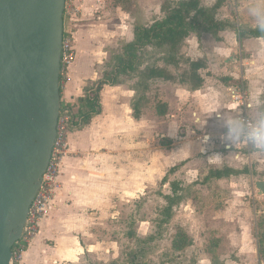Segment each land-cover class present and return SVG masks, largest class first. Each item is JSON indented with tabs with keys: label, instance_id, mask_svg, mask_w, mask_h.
Listing matches in <instances>:
<instances>
[{
	"label": "rangeland",
	"instance_id": "rangeland-1",
	"mask_svg": "<svg viewBox=\"0 0 264 264\" xmlns=\"http://www.w3.org/2000/svg\"><path fill=\"white\" fill-rule=\"evenodd\" d=\"M167 1L65 0L64 34L74 32L78 51H83L79 32L89 34L85 51L92 55L93 71L99 64L101 73L109 72L122 45L132 39L134 25L163 18ZM200 2L212 7L219 0ZM248 4L249 0H221L216 13L229 21V27L220 31L219 38L190 34L178 67L167 65L163 53L153 46L139 50L140 69L163 68L171 79L152 78L135 93L131 87L139 83V76L118 77V86L105 96L106 116L118 102L125 112H129L128 102H136V125L130 133L125 123L116 143L109 141L108 134L99 140L97 150L108 155L118 152L119 165L115 173L110 170L108 185L79 194L78 214H73L69 226L82 237L83 249L70 251V260L79 257L77 264H264V193L256 187L257 181H264V151L242 143L228 149L216 136L217 122L210 118L217 111L225 115L235 111L233 106L228 108V88L235 85H243L255 105L264 102V37L240 38L237 33L252 24ZM185 58L204 61L197 71L202 78L199 86L190 80ZM173 128L179 135L169 134ZM205 133L212 135L208 138ZM198 139L204 150L193 147ZM223 165L248 171L206 177ZM172 181L177 189L170 187ZM174 194L180 198L166 215L165 196ZM71 200L66 206L72 205Z\"/></svg>",
	"mask_w": 264,
	"mask_h": 264
},
{
	"label": "water",
	"instance_id": "water-1",
	"mask_svg": "<svg viewBox=\"0 0 264 264\" xmlns=\"http://www.w3.org/2000/svg\"><path fill=\"white\" fill-rule=\"evenodd\" d=\"M65 0H0V264H11L60 113ZM259 194L264 181H257Z\"/></svg>",
	"mask_w": 264,
	"mask_h": 264
},
{
	"label": "crops",
	"instance_id": "crops-1",
	"mask_svg": "<svg viewBox=\"0 0 264 264\" xmlns=\"http://www.w3.org/2000/svg\"><path fill=\"white\" fill-rule=\"evenodd\" d=\"M70 27L73 28L74 25ZM83 33L80 34L79 32L78 37L80 39L79 45L83 46V51H78V47L75 45L76 59L71 67L70 80L64 90L62 89L68 94L66 101H74L77 97L82 96L85 87L101 79L103 74L99 64H96L98 68L96 71L92 69V55L89 50L85 51L86 44L91 40L89 34ZM115 86L118 85H103L100 92L101 113L94 116L89 124L80 129L69 131L67 137L68 154L62 160L54 199L49 211L39 223L38 232L24 250L20 264L78 263L79 257L77 261H73L70 260L69 255L70 251L83 249L82 237L80 240V237L70 231L69 221L74 219L72 218L73 214L78 212L77 205L81 203L79 194L91 193L108 185L111 177L110 170L112 169V173H115L119 165L116 156L118 152L113 151L112 154L109 153L108 155L104 151L97 150L100 144L99 140L108 134V138H111L109 141L114 140L116 143L117 133L122 131L125 123L128 124V128L124 129H128L130 133L133 129L132 125H136V119L129 102L127 107L130 113L125 112L124 104L118 102L106 116L108 109L104 102L105 96ZM216 101L219 103V100ZM250 102L252 103V113L255 107L252 96ZM229 107L232 108L230 103L228 104ZM125 152L130 153L128 149ZM69 199H72L73 203L66 206L65 202ZM70 243L72 247H70ZM77 255L80 256L79 253Z\"/></svg>",
	"mask_w": 264,
	"mask_h": 264
},
{
	"label": "trees",
	"instance_id": "trees-1",
	"mask_svg": "<svg viewBox=\"0 0 264 264\" xmlns=\"http://www.w3.org/2000/svg\"><path fill=\"white\" fill-rule=\"evenodd\" d=\"M220 1L212 7L205 6L200 0H168L164 6L163 18L152 22L149 25L135 24L133 29V37L130 41L122 45L121 54L117 57V62L111 68V71L103 72L101 79L87 85L83 91V95L77 97L74 101H66L62 97V89L60 92L61 108L66 107L73 118V126L70 130L80 129L90 123L91 119L101 113L102 106L100 103V92L103 85H118L119 76L124 74H136L139 76V83L132 86L134 92L140 90L139 87L146 88L148 81L152 78L171 79V75L163 68H157L153 65H145L140 69L143 59L139 56V50L146 46H153L163 53V60L167 65L178 67L180 58L183 57L182 47L185 40L190 34L200 35L208 33L215 38H219V33L223 29L229 27V21L218 18L216 11L220 5ZM238 36L246 37H264V34L254 30L251 26L238 28ZM188 64V73L190 80L199 86L202 78L197 71L205 66L202 59L191 60L185 58ZM198 84V85H196ZM132 113L135 118L138 117L136 102L131 103ZM164 114V111H159ZM247 167L242 169L234 168L228 165L213 168L209 171L207 178H222L232 175L246 173ZM170 187H176L177 182H170ZM168 205L164 207L165 214L169 211L174 203L178 202L179 195H167ZM131 264H140L132 262Z\"/></svg>",
	"mask_w": 264,
	"mask_h": 264
},
{
	"label": "built area",
	"instance_id": "built-area-1",
	"mask_svg": "<svg viewBox=\"0 0 264 264\" xmlns=\"http://www.w3.org/2000/svg\"><path fill=\"white\" fill-rule=\"evenodd\" d=\"M64 29L61 43L59 71L61 89H64L69 82L71 67L76 59L74 33L73 31L68 30L64 34ZM228 91L231 98L230 104L233 106V109L239 111L241 114H251L252 103L248 99L249 91L246 90L243 85L229 87ZM72 126L73 118L70 111L66 107L60 108L51 155L46 169L42 174L39 189L29 206L21 236L12 247L11 264H17L21 261L24 250L38 232L40 221L49 211L54 199L55 189L58 185L57 178L60 174L62 160L68 154L67 137ZM242 144L249 145L246 143Z\"/></svg>",
	"mask_w": 264,
	"mask_h": 264
},
{
	"label": "clouds",
	"instance_id": "clouds-1",
	"mask_svg": "<svg viewBox=\"0 0 264 264\" xmlns=\"http://www.w3.org/2000/svg\"><path fill=\"white\" fill-rule=\"evenodd\" d=\"M247 15L252 21L250 26L264 34V0H249ZM210 118H214L217 122L219 131L216 136L228 149L240 143H246L259 151H264V102L258 101L252 113L248 115L241 114L239 111L225 115L217 111ZM194 122L198 124L199 120ZM169 134L179 135V130L170 129ZM211 135L210 133L204 134L208 138ZM199 139L194 142L193 147H200L204 150V144L199 143Z\"/></svg>",
	"mask_w": 264,
	"mask_h": 264
}]
</instances>
